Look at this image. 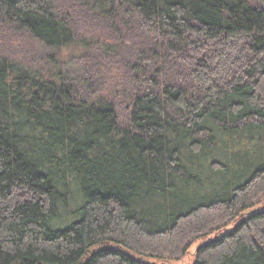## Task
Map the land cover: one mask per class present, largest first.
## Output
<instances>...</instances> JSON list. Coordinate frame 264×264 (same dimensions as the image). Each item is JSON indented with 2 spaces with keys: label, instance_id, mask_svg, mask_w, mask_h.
<instances>
[{
  "label": "trees",
  "instance_id": "16d2710c",
  "mask_svg": "<svg viewBox=\"0 0 264 264\" xmlns=\"http://www.w3.org/2000/svg\"><path fill=\"white\" fill-rule=\"evenodd\" d=\"M200 240L264 264V0H0V264Z\"/></svg>",
  "mask_w": 264,
  "mask_h": 264
},
{
  "label": "rangeland",
  "instance_id": "374dc122",
  "mask_svg": "<svg viewBox=\"0 0 264 264\" xmlns=\"http://www.w3.org/2000/svg\"><path fill=\"white\" fill-rule=\"evenodd\" d=\"M72 211L70 212V214L68 215L69 217L65 218L66 220H63V225L60 227H66L67 225L70 224V222H72L73 220H76L75 218H71L73 217L71 214L74 211L73 209H71ZM231 227H228V229ZM203 240L197 241L195 242L194 245H192V247L189 249V252L187 253V255L184 256V258L180 261V262H173V264H192L194 261V253L195 250L198 248L197 246H199L200 244H202Z\"/></svg>",
  "mask_w": 264,
  "mask_h": 264
}]
</instances>
